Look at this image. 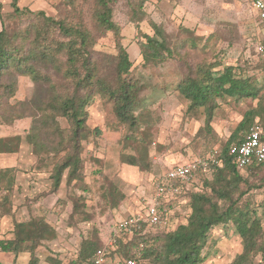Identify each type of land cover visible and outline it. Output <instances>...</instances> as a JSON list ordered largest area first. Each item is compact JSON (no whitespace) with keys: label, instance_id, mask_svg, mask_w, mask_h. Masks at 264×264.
I'll use <instances>...</instances> for the list:
<instances>
[{"label":"trees","instance_id":"1","mask_svg":"<svg viewBox=\"0 0 264 264\" xmlns=\"http://www.w3.org/2000/svg\"><path fill=\"white\" fill-rule=\"evenodd\" d=\"M75 1L58 0L55 13L50 15L44 10L21 8L18 0H11L12 10L5 13L11 23H4L0 29V124L10 126L30 118L24 139L36 158L32 169L49 172L50 189L45 193L56 192L63 179L66 185L78 179L83 167V138L89 132L102 136L101 129L87 126L86 107L95 91L113 102L116 124L126 129L123 149L126 142L133 145L132 152H121V162L145 170L150 166L148 143L139 132L141 124L134 115L137 87L130 77L132 61L122 42L121 25L114 16L117 0H94L92 29L82 21H70L64 13L68 7L74 8ZM108 32L114 37L116 50L110 57L114 66L112 78H108L94 56L95 42ZM185 32L191 48L197 47L198 37L192 40V32ZM136 44L143 66H157L174 53L159 25L152 35L141 33ZM237 69L218 60L187 66L177 90L188 101L189 111L204 109L206 127L211 128L218 100L225 95L235 100L249 99L253 104L245 109L219 149L222 164L199 170L194 188L182 187L179 196L186 200L183 220L169 227L167 218L172 206L162 201L165 222L117 236L105 264H126L129 258L135 264H201L206 259L202 250L212 229L228 225L238 235L241 249L227 264H264V199L252 204L246 197L254 186L250 176L263 174L264 178V162L239 170L228 153V147L241 142L251 125H264V54L258 52L253 73L247 68ZM19 76H27L33 82L31 97L15 99ZM59 118L65 119L67 126H62ZM94 162L100 160L94 158ZM94 172L101 173L100 169ZM107 194L108 206L117 207L121 192L116 185L110 183ZM77 212L78 204L74 203L70 216ZM54 234L43 217L33 215L14 223L12 236L0 240L2 251L11 252L14 257L26 252L28 264H38V247ZM103 245L97 236L82 239L66 264H93L95 251Z\"/></svg>","mask_w":264,"mask_h":264},{"label":"rangeland","instance_id":"2","mask_svg":"<svg viewBox=\"0 0 264 264\" xmlns=\"http://www.w3.org/2000/svg\"><path fill=\"white\" fill-rule=\"evenodd\" d=\"M10 2L0 0V29L4 23H11L5 18V13L12 10ZM57 3L58 0H18L21 8L44 10L50 15L55 13L54 6ZM131 4L137 9L135 13H132ZM93 9L94 0H76L74 8L68 7L64 13L70 21H82L92 29ZM114 16L121 25L122 42L132 61L130 77L137 87L134 115L141 124L139 132L145 135L148 143L150 166L145 170L121 162V152H132L133 145L126 142V148L123 149L122 138L126 129L116 124L113 102L107 95L95 91L86 107L87 126L89 129H101L102 136L97 137L93 132L86 134L82 140L83 167L79 178L70 185H66L63 179L60 188L54 192L58 199L47 211L59 212L60 217L56 221L60 222L63 241L58 242L57 250L48 249V253H45V250L40 249L43 261H53L50 264L68 263L76 254L82 239L87 237L97 236L105 243L115 223L138 211L148 199L155 174L171 165L220 149L245 109L253 104L249 99L235 100L226 95L221 97L211 128H208L204 109L189 111L188 101L177 90L187 66L203 61L218 60L223 65L247 68L250 73L255 71L258 60L256 47L262 41L263 33L256 23L249 0H117ZM156 25L164 29L166 41L174 53L157 66H143L136 41L141 33L154 34ZM185 30L192 32V40L198 37L197 47L191 48ZM184 41L187 44L184 45ZM94 50L96 60L106 70L108 78H112L114 66L110 57L116 52L113 35L108 32L99 37ZM106 58L109 62H106ZM33 88L29 77L19 76L15 99L31 97ZM59 121L62 126H67L65 119L59 118ZM29 123L30 118L18 121L17 128L23 132V137ZM108 127L114 130H107ZM94 158H98L100 163L94 162ZM98 169L100 174L94 172ZM42 172L41 180L48 182L49 191V172ZM241 174L246 176L247 172L241 171ZM250 180L254 186L246 197L250 203L258 204L264 199L263 174L250 176ZM110 183L121 192L120 203L115 208H110L106 201ZM196 185L193 181L187 187L191 189ZM45 194V191L42 192V195ZM74 203L78 204V212L71 217ZM169 203L172 207L167 223L172 228L183 220L186 200L183 195H178ZM58 238L59 234L55 232L52 239ZM240 249L241 241L232 226L216 227L210 232L202 250L206 259L201 264H227ZM25 255L20 257V264L28 260V254ZM13 259V253L0 251V264ZM147 264L152 262L148 261Z\"/></svg>","mask_w":264,"mask_h":264},{"label":"crops","instance_id":"3","mask_svg":"<svg viewBox=\"0 0 264 264\" xmlns=\"http://www.w3.org/2000/svg\"><path fill=\"white\" fill-rule=\"evenodd\" d=\"M251 10L258 25L259 20L256 12L252 8ZM18 126V121L10 126L0 124V240L12 236L15 222L27 220L33 215L43 217L59 234V240L50 237L38 247L39 251L42 249L45 250V253H48V249L57 250L59 248L58 242L63 241L60 222L56 221L60 217H58L59 212L52 211L49 213L47 211L48 208L53 207L58 196L55 193L42 195V192L48 191L49 184L47 181L43 182L41 180L43 172L32 169L36 158L31 152L30 146L26 143L23 132L17 128ZM55 247L56 249H54ZM25 254L28 253L21 252L14 257L15 261H5V264H20L19 259L26 256ZM38 257L40 258L38 264L53 262L43 261L42 251L38 253ZM28 260L23 261V264H28Z\"/></svg>","mask_w":264,"mask_h":264},{"label":"built area","instance_id":"4","mask_svg":"<svg viewBox=\"0 0 264 264\" xmlns=\"http://www.w3.org/2000/svg\"><path fill=\"white\" fill-rule=\"evenodd\" d=\"M251 8L258 17V27L263 33L262 41L256 47L259 53L264 54V0H249ZM228 153L233 163L239 170H244L251 164L264 162V125L254 123L239 143H233L228 147ZM220 150L215 149L202 157L190 161L175 164L166 170L155 174L151 182V194L145 200L138 211L118 220L107 241L98 248L93 255V264H105L109 252L115 246V238L122 233L133 230L145 229L159 225L165 221L162 219L161 202H169L178 196L182 187L195 180L199 170H207L210 165H221ZM0 251L2 243L0 241ZM126 264H135L133 258L126 260Z\"/></svg>","mask_w":264,"mask_h":264}]
</instances>
